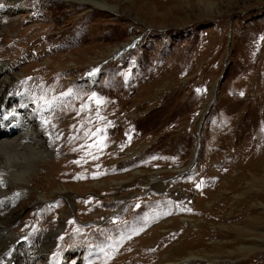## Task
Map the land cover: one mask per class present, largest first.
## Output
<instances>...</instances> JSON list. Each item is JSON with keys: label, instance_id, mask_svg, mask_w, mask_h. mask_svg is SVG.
I'll list each match as a JSON object with an SVG mask.
<instances>
[{"label": "rangeland", "instance_id": "obj_1", "mask_svg": "<svg viewBox=\"0 0 264 264\" xmlns=\"http://www.w3.org/2000/svg\"><path fill=\"white\" fill-rule=\"evenodd\" d=\"M15 4L0 99L54 154L10 187V233L55 235L31 264H264V0Z\"/></svg>", "mask_w": 264, "mask_h": 264}, {"label": "bare ground", "instance_id": "obj_2", "mask_svg": "<svg viewBox=\"0 0 264 264\" xmlns=\"http://www.w3.org/2000/svg\"><path fill=\"white\" fill-rule=\"evenodd\" d=\"M74 1L95 5V0ZM5 2L7 3L5 9L12 13L14 8L16 9V0H5ZM105 8L107 10H115V7ZM5 9L0 8V16L5 13ZM9 29L7 28V32ZM120 47L115 48L111 54L120 49ZM51 63L52 62H50V64ZM12 70L13 69L7 68L5 66H0V86L5 84V89L14 88V81L12 78L13 76H11ZM15 98L23 102V99L20 98L19 95ZM26 102L27 100H25V103H23L21 106L13 107L12 104L14 102L12 100L0 99V174H2V179L4 182L3 186L0 187V202H2L0 203V209H3V205L5 206V209H7L0 210V264H31L32 258L35 257L42 260L44 246L52 241L55 236L52 233L44 236V238H40L42 234L39 235L40 231L38 232L37 229L35 232V239L33 237L34 240H32L31 237L32 241H29L30 245H26V243L21 241L18 236H16V234L10 233L9 231L10 227L14 224V219L16 218V214L14 213L15 211L12 210V206L14 204L13 198L15 197V194L13 197L10 191V187L15 184L12 182L11 177H15L18 182H24L33 169L34 159L36 157L41 155L46 156L48 154L54 155L52 151V145L42 130V124L38 117L31 113L25 114V104H27ZM23 148L27 149V151H25ZM178 172H180V170ZM22 195L24 196V193ZM41 200V196H38L35 200H31V202L27 205L28 208L38 209L39 205L41 204ZM39 218H41V216H39ZM168 223L169 222H167V225ZM37 227L39 228V226ZM245 247L241 246L240 249L243 251H249L251 249L250 247ZM31 248L37 249V251H31ZM126 248L127 246L125 245L123 247V251Z\"/></svg>", "mask_w": 264, "mask_h": 264}, {"label": "water", "instance_id": "obj_3", "mask_svg": "<svg viewBox=\"0 0 264 264\" xmlns=\"http://www.w3.org/2000/svg\"><path fill=\"white\" fill-rule=\"evenodd\" d=\"M215 100V96L213 97V99H212V101H210L209 103H208V105H207V107H206V110H205V113H204V115H203V117L202 118H204V116H206V114L209 112V109H210V107H211V105L213 104V101ZM197 150V149H196ZM196 151H195V154L194 155H196Z\"/></svg>", "mask_w": 264, "mask_h": 264}, {"label": "snow or ice", "instance_id": "obj_4", "mask_svg": "<svg viewBox=\"0 0 264 264\" xmlns=\"http://www.w3.org/2000/svg\"><path fill=\"white\" fill-rule=\"evenodd\" d=\"M75 163H79L78 161H75ZM3 179H2V174H0V187H2L3 186ZM0 203H2V202H0Z\"/></svg>", "mask_w": 264, "mask_h": 264}, {"label": "clouds", "instance_id": "obj_5", "mask_svg": "<svg viewBox=\"0 0 264 264\" xmlns=\"http://www.w3.org/2000/svg\"><path fill=\"white\" fill-rule=\"evenodd\" d=\"M13 183H17L18 181L15 179V177H11Z\"/></svg>", "mask_w": 264, "mask_h": 264}]
</instances>
